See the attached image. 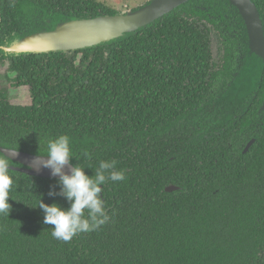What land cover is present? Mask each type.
<instances>
[{
	"label": "trees",
	"instance_id": "obj_1",
	"mask_svg": "<svg viewBox=\"0 0 264 264\" xmlns=\"http://www.w3.org/2000/svg\"><path fill=\"white\" fill-rule=\"evenodd\" d=\"M253 1L264 23V0ZM115 14L102 0H0V46ZM248 42L229 1L190 0L93 47L0 49L12 85L28 86L32 98L15 104L0 82V148L45 155L49 139L67 135L80 158L72 164L86 174L103 160L125 173L102 185L108 221L64 242L37 207L40 199L69 207L49 195L58 179L15 170L23 164L11 158L0 264H264V60Z\"/></svg>",
	"mask_w": 264,
	"mask_h": 264
},
{
	"label": "water",
	"instance_id": "obj_2",
	"mask_svg": "<svg viewBox=\"0 0 264 264\" xmlns=\"http://www.w3.org/2000/svg\"><path fill=\"white\" fill-rule=\"evenodd\" d=\"M190 0H151L147 4L125 13L99 15L93 18L72 19L59 22L53 29H42L23 37L16 38L9 46H0L6 53H51L81 50L101 43L120 39L135 33L141 28L159 20ZM235 6L245 25L249 38V49L264 60V23L260 11L253 0H227ZM252 139L246 151L254 143ZM1 151L23 166H11L13 169L43 178H57L50 169L37 166L38 159H47L40 155L26 153L5 147ZM15 152V153H14ZM65 172H70L66 166ZM179 189L168 186V192Z\"/></svg>",
	"mask_w": 264,
	"mask_h": 264
},
{
	"label": "clouds",
	"instance_id": "obj_3",
	"mask_svg": "<svg viewBox=\"0 0 264 264\" xmlns=\"http://www.w3.org/2000/svg\"><path fill=\"white\" fill-rule=\"evenodd\" d=\"M46 148V154L40 157L47 159H38L37 166L48 168L53 176L59 177V192L50 190L49 195L62 196L69 202V207L64 208L56 203L45 204L40 199L37 207L44 213V224L54 226L52 237L68 242L79 233L97 230L109 219L101 195L102 185L108 181H123L124 170H116L114 160H103L99 162L94 175L86 174L85 167L72 164L73 158H80L73 154L71 139L67 135L49 139ZM82 157L90 158V153L85 151ZM9 160V156L0 157V215L6 216L11 210L9 193L13 186ZM66 166H70V172L64 171Z\"/></svg>",
	"mask_w": 264,
	"mask_h": 264
},
{
	"label": "rangeland",
	"instance_id": "obj_4",
	"mask_svg": "<svg viewBox=\"0 0 264 264\" xmlns=\"http://www.w3.org/2000/svg\"><path fill=\"white\" fill-rule=\"evenodd\" d=\"M108 6L115 8L119 13H125L128 11L135 10L151 0H102ZM218 36L214 32L212 34V50L214 58L217 59L219 56V41ZM8 61L5 60L0 65V82L2 87L7 88L8 95L11 98V101L15 104H30L32 101L30 89L28 86H13L11 75H7L8 70ZM13 84V85H12Z\"/></svg>",
	"mask_w": 264,
	"mask_h": 264
}]
</instances>
